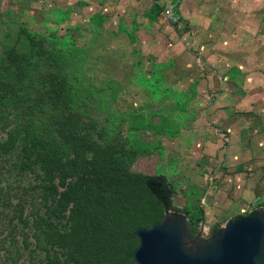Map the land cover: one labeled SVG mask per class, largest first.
Masks as SVG:
<instances>
[{
  "label": "rangeland",
  "instance_id": "obj_1",
  "mask_svg": "<svg viewBox=\"0 0 264 264\" xmlns=\"http://www.w3.org/2000/svg\"><path fill=\"white\" fill-rule=\"evenodd\" d=\"M168 2L178 18L174 0H0V44L32 40L47 49L57 46L69 62H83V77L75 86L85 102L75 104V125H93L91 139L99 148L104 144V158L114 166L102 177L107 189L111 185L106 180L120 182L119 168L132 180L126 197L110 196L109 227L96 229L90 221L87 240L74 245L72 238L61 240L60 232L47 244L35 219L37 213L45 217L53 204H43L36 190H29L31 174L15 177L0 165V264H135L132 252L138 240L133 230L149 228L165 216L144 185L148 178H164L171 185L177 212L185 213L201 237H210L247 211L243 204L216 211L232 175L244 178L259 171L255 179L264 184V166L254 169L257 163L250 158V167L248 156L234 148L240 138L245 141L241 135L230 136L231 117L223 126L218 122L222 116L208 110L206 100L235 101L213 86L221 81L217 58L222 48L207 51L215 36H205L200 46L186 36L193 34L192 26L169 24L162 13ZM204 79L213 86L210 92L198 90ZM96 149L90 157L100 160ZM74 158L73 153L68 156ZM252 202L264 206V196L248 206ZM79 231L84 235L86 230Z\"/></svg>",
  "mask_w": 264,
  "mask_h": 264
},
{
  "label": "trees",
  "instance_id": "obj_2",
  "mask_svg": "<svg viewBox=\"0 0 264 264\" xmlns=\"http://www.w3.org/2000/svg\"><path fill=\"white\" fill-rule=\"evenodd\" d=\"M65 57L57 46L47 49L32 40L0 44V165L15 177L31 174L34 181L29 190H36L43 204L47 200L53 204L46 209L45 217L37 213L35 219L37 229L48 237L46 243H54V237L62 232L61 240L72 238L77 245L81 239L87 240L90 221L96 229L101 225L109 227L105 219L111 208L110 196L119 193L126 197L132 180L119 168L120 182L106 180L111 185L106 188L102 177L114 166L110 168L104 158V144L99 148L97 140L91 139L95 134L93 125L89 128L85 121L84 129L75 125V104L85 102L75 86L83 77V62H69ZM66 65L71 67L69 71ZM74 72L76 76H72ZM94 148L100 160L90 157ZM72 153L75 158L68 159ZM156 179L144 182L150 195L162 209L168 206L178 211L171 185L162 178L160 187H156ZM98 207L102 211L100 220L96 216ZM80 226L86 230L84 235ZM194 227L190 223L192 235L196 234Z\"/></svg>",
  "mask_w": 264,
  "mask_h": 264
},
{
  "label": "crops",
  "instance_id": "obj_3",
  "mask_svg": "<svg viewBox=\"0 0 264 264\" xmlns=\"http://www.w3.org/2000/svg\"><path fill=\"white\" fill-rule=\"evenodd\" d=\"M174 1L179 25L186 23L187 28L190 26L193 28L194 35L190 32L186 33L188 38L201 46L204 45V37L212 34L216 37L211 42L214 46L207 47L206 50L213 51L216 48H222L221 56L217 58L222 64V69L218 70L221 83L215 80L213 86H216V89L223 88L221 94L223 98L233 97L235 101L227 99L210 102L206 100L207 104L211 105L208 108V110H212L210 115L222 116L218 122L223 126L228 123V119L231 117L229 121L232 123L228 128L230 136L233 135L237 139L241 135L245 141L240 143V138L236 145L232 144L235 145L234 148H238L242 156H248L249 161L246 163L250 167L253 166L250 158H255L253 161L257 163L254 165V169L264 166V58L260 57V54L263 55L262 50L264 49V0ZM172 37L174 38L173 33H171ZM196 39L198 40L196 41ZM260 46L263 48L258 52ZM208 79H204L202 85L199 83L197 86L199 91L210 92L211 89L213 90ZM250 138L253 139V142L249 141ZM258 172L244 178L235 174L229 177L226 197L223 194L219 198L216 211H223L233 205L243 204L247 206L246 212L248 213L249 202L264 196V184L258 185L255 179V176L260 174ZM241 180L243 182L239 185ZM246 212L244 214H247ZM242 213L240 214L244 215Z\"/></svg>",
  "mask_w": 264,
  "mask_h": 264
},
{
  "label": "water",
  "instance_id": "obj_4",
  "mask_svg": "<svg viewBox=\"0 0 264 264\" xmlns=\"http://www.w3.org/2000/svg\"><path fill=\"white\" fill-rule=\"evenodd\" d=\"M164 211L160 222L133 231L135 264H264L263 207L228 220L205 240L190 233L185 213Z\"/></svg>",
  "mask_w": 264,
  "mask_h": 264
},
{
  "label": "built area",
  "instance_id": "obj_5",
  "mask_svg": "<svg viewBox=\"0 0 264 264\" xmlns=\"http://www.w3.org/2000/svg\"><path fill=\"white\" fill-rule=\"evenodd\" d=\"M162 13L164 14L166 20L168 21L169 24L171 25H174V24H177L178 22V18L177 16L175 15L174 11H173V4H171L170 2H168L163 10H162ZM257 207H263L262 205H259V204H255V202L251 203L250 205V210H253L254 208H257ZM264 208V207H263Z\"/></svg>",
  "mask_w": 264,
  "mask_h": 264
},
{
  "label": "flooded vegetation",
  "instance_id": "obj_6",
  "mask_svg": "<svg viewBox=\"0 0 264 264\" xmlns=\"http://www.w3.org/2000/svg\"><path fill=\"white\" fill-rule=\"evenodd\" d=\"M161 182H162V179L157 178V179H156V184H155L156 187H160ZM196 235H197V234H195V235H193V236H196ZM202 238H203L204 240L207 239V238H204V237H202Z\"/></svg>",
  "mask_w": 264,
  "mask_h": 264
}]
</instances>
